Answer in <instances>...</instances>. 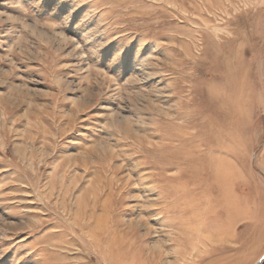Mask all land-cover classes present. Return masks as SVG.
Listing matches in <instances>:
<instances>
[{
	"label": "rangeland",
	"instance_id": "374dc122",
	"mask_svg": "<svg viewBox=\"0 0 264 264\" xmlns=\"http://www.w3.org/2000/svg\"><path fill=\"white\" fill-rule=\"evenodd\" d=\"M264 0H0V264H257Z\"/></svg>",
	"mask_w": 264,
	"mask_h": 264
},
{
	"label": "water",
	"instance_id": "95a60500",
	"mask_svg": "<svg viewBox=\"0 0 264 264\" xmlns=\"http://www.w3.org/2000/svg\"><path fill=\"white\" fill-rule=\"evenodd\" d=\"M263 119H264V114H263ZM257 264H264V255L261 257V259L258 261Z\"/></svg>",
	"mask_w": 264,
	"mask_h": 264
}]
</instances>
